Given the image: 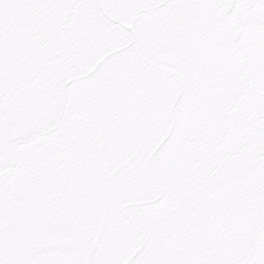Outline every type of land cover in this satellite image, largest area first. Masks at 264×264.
Segmentation results:
<instances>
[{
  "label": "snow or ice",
  "instance_id": "snow-or-ice-1",
  "mask_svg": "<svg viewBox=\"0 0 264 264\" xmlns=\"http://www.w3.org/2000/svg\"><path fill=\"white\" fill-rule=\"evenodd\" d=\"M0 264H264V0H0Z\"/></svg>",
  "mask_w": 264,
  "mask_h": 264
}]
</instances>
